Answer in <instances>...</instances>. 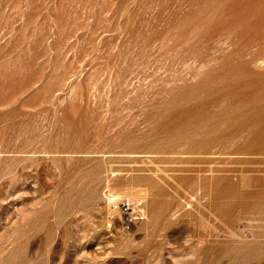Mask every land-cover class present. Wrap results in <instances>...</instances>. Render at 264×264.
<instances>
[{"label": "rangeland", "instance_id": "rangeland-1", "mask_svg": "<svg viewBox=\"0 0 264 264\" xmlns=\"http://www.w3.org/2000/svg\"><path fill=\"white\" fill-rule=\"evenodd\" d=\"M263 84L264 0H0V264H264Z\"/></svg>", "mask_w": 264, "mask_h": 264}, {"label": "bare ground", "instance_id": "bare-ground-1", "mask_svg": "<svg viewBox=\"0 0 264 264\" xmlns=\"http://www.w3.org/2000/svg\"><path fill=\"white\" fill-rule=\"evenodd\" d=\"M237 18H238V17H237ZM248 18H249V17H248ZM248 18H247V19H248ZM250 18H251V16H250ZM234 20H235V19H234ZM249 20H250V19H249ZM246 22H248V21L246 20ZM247 24H248V23H247ZM242 25H243V24H242ZM244 26H245V25H244ZM233 28H234V27H233ZM242 28H243V27H242ZM237 30H238V29H237ZM239 33H240V32H239ZM239 35H240V34H239ZM237 37H238V36H237ZM206 57H207V56H206ZM196 58H197V57H196ZM194 60H195V58H194ZM196 60H197V59H196ZM208 60H210V59H208ZM261 61H262V60H261ZM259 62H260V61H259ZM241 63H242V62H241ZM237 64H238V63H237ZM239 64H240V63H239ZM233 68H234V67H233ZM236 69H237V68H236ZM220 70H221V69H220ZM230 70H231V69H230ZM235 71H236V70H234V72H235ZM227 72H228V71H227ZM234 72H233V74H234ZM213 73H215V72H213ZM228 75H229V74H228ZM230 75H231V73H230ZM223 76H224V73H223ZM225 76H226V75H225ZM240 76H241V75H240ZM242 76H243V75H242ZM242 76H241V77H242ZM246 76H247V75H246ZM207 77H209V75H208ZM226 77H227V76H226ZM236 77H237V76H236ZM236 77H235V78H236ZM216 78H218V77H216ZM220 78H222V77H220ZM242 78H243V77H242ZM227 79L229 80L230 78H227ZM231 79H232V78H231ZM237 79H238V77H237ZM214 80H215V79H214ZM221 80H222V79H221ZM221 80H220V81H221ZM233 80H234V79H233ZM233 80H231V81H233ZM235 80H236V79H235ZM240 80H241V79H240ZM223 81H224V80H223ZM225 81H226V79H225ZM237 81H238V80H237ZM208 82H209V81H208ZM229 82H230V81H229ZM235 82H236V81H235ZM238 82H240V81H238ZM257 82H258V81H257ZM259 82H261V81H259ZM210 83H211V82H210ZM210 83H209V84H210ZM220 83H221V82H220ZM236 83H237V82H236ZM236 83L233 84V85H237ZM262 83H263V82H262ZM225 84H226V83H225ZM228 84H230V83H228ZM241 84H242V82H241ZM241 84H240V85H241ZM211 85H212V84H210V86H211ZM225 86H226V85H225ZM225 86H224V88H225ZM229 86H230V85H229ZM238 86H239V85H238ZM263 86H264V84H263ZM221 87H222V86H221ZM232 87H233V86H232ZM212 88H213V87H212ZM214 88H216V87H214ZM218 88H219V87H218ZM218 88H217V89H218ZM227 88H228V85H227ZM227 88H226V89H227ZM257 88H258V87H257ZM262 88H263V87H262ZM209 89H211V88H209ZM232 89H233V88H232ZM260 89H261V88H260ZM205 90H208V89H205ZM215 90H216V89H215ZM223 90H224V89H223ZM241 90H242V89H241ZM241 90H240V91H241ZM250 90H251V89H250ZM250 90H249V91H250ZM218 91H219V90H218ZM244 91H246V89H244ZM261 91H262V90H261ZM213 92H214V91H213ZM221 92H222V90H221ZM236 92H237V91H236ZM236 92H235V94H236ZM247 92H248V91H247ZM215 93H216V91H215ZM219 93H220V92H219ZM223 93H224V92H223ZM231 93H232V92H231ZM237 93H238V92H237ZM239 93H242V92H239ZM239 93H238V95H239ZM220 94H221V93H220ZM220 94H219V95H220ZM235 94H234V95H235ZM210 95H211V94H210ZM250 95H251V94H250ZM256 95H257V93L255 94V96H256ZM260 95H261V94H260ZM215 96H216V95H215ZM228 96H230V94H229ZM226 97H227V96H226ZM232 97H233V96H232ZM244 97H245V96H244ZM261 97H262V96H260V98H261ZM263 97H264V96H263ZM223 98H224V97H223ZM228 98H230V97H228ZM236 98H237V97H236ZM242 98H243V97H242ZM251 98H252V97H251ZM258 98H259V97H258ZM260 98H259V99H260ZM220 99H221V98H220ZM231 99H232V98H231ZM244 99H245V98H244ZM248 99H249V98H248ZM211 100H212V99H211ZM216 100H217V99H216ZM251 100H253V98H252ZM262 100H263V98H262ZM226 101H227V98H226ZM226 101H225V102H226ZM245 101H250V99H249V100H245ZM245 101H244V102H245ZM254 101H255V100H254ZM228 102H229V101H228ZM250 102H251V101H250ZM259 102H261V100H260ZM217 103H218V102H217ZM235 103H236V102H235ZM241 103H242V102H241ZM241 103H239V104L242 105ZM223 104H224V103H223ZM237 104H238V102H237ZM237 104H235L236 106H235V105H234V106L237 107V106H238ZM245 104H246V102H245ZM250 104H251V103H250ZM257 104H258V103H257ZM231 105H232V104H231ZM231 105H230V106H231ZM240 105H239V106H240ZM243 105H244V104H243ZM252 105H253V104H252ZM254 105H255V104H254ZM254 105H253V106H254ZM259 105H260V104H259ZM230 106H229V107H230ZM244 106H247V105H244ZM244 106H242V107H244ZM249 106H250V105H249ZM249 106H248V108H250ZM253 106H251V107H253ZM256 106H257V105H256ZM261 106H262V105H261ZM227 107H228V106H227ZM229 107H228V108H229ZM232 107H233V105H232ZM240 107H241V106H240ZM242 107H241V108H242ZM237 108H238V107H237ZM237 108H236V109H237ZM241 108H240V109H241ZM248 108H247V109H248ZM230 109H231V108H230ZM240 109H239V110H240ZM247 109H246V111H247ZM228 110H229V109H228ZM228 110H227V111H228ZM242 110H243V109H242ZM242 110H241V111H242ZM234 111H236V110H234ZM241 111H239V112H241ZM243 111H244V110H243ZM224 112H225V111H224ZM230 113H231V112H230ZM245 113H246V112H245ZM248 113H249V114L246 113L247 115H245V114L242 115V114L240 113L241 116L239 115L240 117H238V119H237V117H236V120H235L234 122H232L231 125L229 124V125L231 126V128H234V127H232V126H235V127H237V129H238V127H239V128H240V127H243V128H244L245 126H247V125H249V124L261 123V125H262V130H261V132L264 133V105H263L261 108L258 107V106H257V108H254V107H253L252 109H250V111H249ZM218 114H219V113H218ZM220 114H221V113H220ZM220 114H219V115H220ZM235 114H236V113H235ZM221 115H222V114H221ZM201 116H202V115H201ZM202 117H203V116H202ZM220 117H223V116H220ZM203 118H204V117H203ZM203 118H202V119H203ZM205 118H206V116H205ZM205 118H204L203 120H205ZM218 118H219V117H218ZM233 118H234V117H233ZM200 119H201V118H200ZM215 119H216V117H215ZM203 120H201V121H203ZM216 120H218V119H216ZM216 120H215V121H216ZM222 120H224V119H222ZM218 121H219V120H218ZM221 122H222V121H220V123H221ZM204 123H205V122H204ZM257 125H258V124H257ZM209 126H210V125H209ZM250 126H251V129H253V128L256 127V126H255V127L252 128V125H250ZM258 126H259V125H258ZM207 127H208V126H207ZM247 128H248V127H247ZM240 129H241V128H240ZM244 129H245V128H244ZM248 129H249V128H248ZM251 129H250V130H251ZM259 129H261V128L259 127ZM245 130H246V129H245ZM254 130H257V129H254ZM259 131H260V130H259ZM259 131H258V133H259ZM239 132H240V131H239ZM247 132H248V131H247ZM248 133H249V132H248ZM250 133H251V132H250ZM251 134H252V136H253V132H252ZM256 134H257V133H256ZM257 135H259V134H257ZM225 137H226V136H225ZM228 137H229V136H228ZM228 137H227V138H228ZM236 137H237V136H236ZM249 137H250V136H249ZM255 137H256V136L254 135V139H256ZM259 137H260V136H259ZM221 138H222V137H221ZM221 138H220V139H221ZM232 138H234V137H232ZM235 139H236V138H235ZM235 139H234V140H235ZM258 139H259V138H258ZM249 140H250V139H249ZM209 141H210V140H209ZM238 141H239V140H238ZM261 141H262V140H261ZM222 142H224V141H222ZM253 142H254V141H253ZM215 143H216V141H215ZM219 143H220V142H219ZM250 143H251V142H250ZM255 143H256V142H255ZM205 144H206V142H205ZM255 145H256V144H255ZM263 145H264V144H263ZM253 147H254V146H253ZM199 182H200V181H198V183H199ZM201 184H202V183H201ZM229 184H230V183H229ZM230 185H231V184H230ZM230 185H229V187H230ZM199 186H200V185H199ZM231 187H232V186H231ZM108 196H110V195H108ZM111 196H112V195H111ZM112 197H113V196H112ZM116 197H118V196H116ZM107 198H109V197H107ZM116 199H117V200H116ZM116 199H113V200H111V202H110V205H111V208H112L111 210H112L113 212L115 211V212H118V213H119V211L117 210V204H118L119 202H121V201H122V202H123V201H127V202H129V204H130V203H133V202H131L130 200H128V199H126V198H120V199L116 198ZM124 199H125V200H124ZM111 210H110V211H111ZM138 213H139V215L141 216V211L138 212ZM109 214H110V213H109ZM113 214H114V213H113ZM26 223H27V222H26ZM26 223H25V224H26Z\"/></svg>", "mask_w": 264, "mask_h": 264}, {"label": "built area", "instance_id": "built-area-1", "mask_svg": "<svg viewBox=\"0 0 264 264\" xmlns=\"http://www.w3.org/2000/svg\"><path fill=\"white\" fill-rule=\"evenodd\" d=\"M124 200H125V199H124ZM127 206H128V207H127ZM132 206H134L133 203H130V204H129V202H127V201H123V202L121 201V202H119V203L117 204V209L121 211L120 208H122V209H124V210L127 211V210L130 209V207L133 209ZM137 212H138V211H137ZM137 212L134 213V214H131L130 217H132V216H136V215L140 216L139 213H137Z\"/></svg>", "mask_w": 264, "mask_h": 264}]
</instances>
